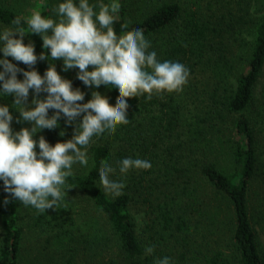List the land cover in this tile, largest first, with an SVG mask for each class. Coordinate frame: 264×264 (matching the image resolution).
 <instances>
[{
    "label": "trees",
    "instance_id": "1",
    "mask_svg": "<svg viewBox=\"0 0 264 264\" xmlns=\"http://www.w3.org/2000/svg\"><path fill=\"white\" fill-rule=\"evenodd\" d=\"M27 1L0 0V31L12 27ZM34 1L42 15L57 19L52 9L63 0ZM118 2L117 34L125 22L129 30L141 29L160 62L189 69L188 82L180 93L126 98L130 122L89 146L87 166L68 177L66 187L83 193L105 215L116 242L110 264H154L165 256L170 264H264V241L258 238L264 235V83L255 92L264 66V11L255 16L249 0ZM25 37L38 57L42 51L50 55L40 36ZM50 62L73 89L87 87L77 79V68L63 70L62 60L38 59L33 67L43 75ZM106 88L109 103L115 104L118 90ZM29 94L32 101L35 93L30 89ZM14 99L0 93L16 132L26 121L17 123ZM58 123L37 132V142L40 136L52 145L68 140ZM124 158L147 160L152 167L122 176L118 162ZM102 161L116 168L110 179L126 185L123 195L104 192ZM16 222L17 200L0 180V264H17ZM149 246L154 252L146 255Z\"/></svg>",
    "mask_w": 264,
    "mask_h": 264
},
{
    "label": "clouds",
    "instance_id": "2",
    "mask_svg": "<svg viewBox=\"0 0 264 264\" xmlns=\"http://www.w3.org/2000/svg\"><path fill=\"white\" fill-rule=\"evenodd\" d=\"M120 9L118 0L110 3L98 0L96 4L89 0H63L52 9L57 19L34 10L27 17L15 16L12 27L0 31L3 53L0 93L15 97L13 106L20 113L17 123L22 120L32 124L31 129L23 127L13 132L9 107L0 105V180L14 200L38 212L53 209L65 198L66 181L73 175V165L88 164L87 148L93 137L104 133L114 135L118 126L130 122L126 98L146 95L151 100L153 95L180 93L188 82L189 69L180 62H160L157 53L149 51L151 42L141 29L129 30V22H125L117 34L114 24ZM29 33L41 37L42 48L50 50V55L42 51L38 57L33 43H24ZM8 57L32 70L18 68ZM38 59L62 60L64 71L77 68V79L87 87L104 85L117 89L115 104H110L98 91H93L86 103H80L85 93L73 89L72 82L59 74L54 63L50 62L41 75L33 67ZM18 72H22V80L17 78ZM30 89L35 93L34 107L27 106ZM42 92L47 94L46 98H40ZM50 109L54 110L51 116ZM61 114L69 125L83 114L72 138L52 145L40 136L37 142L33 138L37 132L59 127ZM151 167L149 161L139 158L118 162L122 176L132 169L150 170ZM115 173L116 168L101 162L100 183L104 192L113 198L123 195L126 186L122 181L110 179ZM153 252L154 246L145 248L146 255ZM170 261L165 256L155 259L154 264H170Z\"/></svg>",
    "mask_w": 264,
    "mask_h": 264
},
{
    "label": "rangeland",
    "instance_id": "3",
    "mask_svg": "<svg viewBox=\"0 0 264 264\" xmlns=\"http://www.w3.org/2000/svg\"><path fill=\"white\" fill-rule=\"evenodd\" d=\"M97 2L98 0L94 4ZM103 2L110 3L111 0H103ZM249 3L250 10L255 16L264 11V0H249ZM36 9L37 3L34 0H28L21 4L17 12L27 17ZM96 10L98 11V8ZM24 43H29L26 37H24ZM0 58L3 56L0 55ZM20 69L30 70L27 65L24 67V64ZM0 70H3L2 66ZM18 74L19 79L22 80V72ZM263 83L264 66L255 85L256 94L259 93ZM80 90L85 93V98L80 103H86L91 99L93 91H98L107 98L109 95L104 85L99 88L86 87ZM27 106L33 107L30 94ZM82 117L83 114L69 125L61 114L59 122L68 139L72 138L74 129L82 121ZM24 127L31 129L32 124L26 121ZM36 134L33 137L35 140H37ZM105 136L106 133L93 137L90 145ZM36 151L38 152L37 149ZM85 167L79 163L74 164L73 173H81ZM65 193V198L53 209L42 213L17 200L16 223L20 235L17 264H110L116 242L105 215L89 198L75 188L65 187ZM140 229L141 226H138V231ZM258 238L261 242L264 241V235L261 232ZM3 240L4 233L0 226V246Z\"/></svg>",
    "mask_w": 264,
    "mask_h": 264
}]
</instances>
